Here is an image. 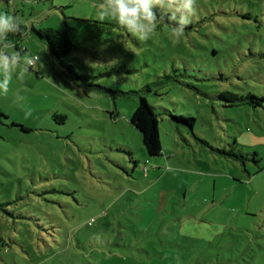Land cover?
<instances>
[{
    "label": "rangeland",
    "instance_id": "obj_1",
    "mask_svg": "<svg viewBox=\"0 0 264 264\" xmlns=\"http://www.w3.org/2000/svg\"><path fill=\"white\" fill-rule=\"evenodd\" d=\"M98 4L0 3L25 27L19 49L39 57L0 95V264H264V0H196L179 39L172 9H157L146 41L98 19ZM32 25L66 32L75 75ZM140 90L161 157L129 122ZM170 172L185 175L180 197ZM147 208L155 218L140 227Z\"/></svg>",
    "mask_w": 264,
    "mask_h": 264
},
{
    "label": "clouds",
    "instance_id": "obj_2",
    "mask_svg": "<svg viewBox=\"0 0 264 264\" xmlns=\"http://www.w3.org/2000/svg\"><path fill=\"white\" fill-rule=\"evenodd\" d=\"M157 9L161 12L172 9L167 15V26L179 39L192 23L197 4L196 0H99L97 16L100 20L113 19L129 33L138 34L140 40L146 41L162 21ZM21 23L20 17L0 11V95H8L14 75L23 80L39 60L23 50L8 52L14 47L8 39L9 34H24ZM15 100L20 103L23 97L17 95Z\"/></svg>",
    "mask_w": 264,
    "mask_h": 264
},
{
    "label": "trees",
    "instance_id": "obj_3",
    "mask_svg": "<svg viewBox=\"0 0 264 264\" xmlns=\"http://www.w3.org/2000/svg\"><path fill=\"white\" fill-rule=\"evenodd\" d=\"M9 1L11 0H0V3L6 6ZM21 28L24 32L23 35L10 33L8 37L9 41H11V43L13 44V48L15 51H20L19 43L22 41L23 36L26 35L25 27L21 25ZM29 31L30 32L28 34H30L35 41L44 44L48 48L50 56L62 68L63 71H65L66 73L69 72L74 74L76 70L74 66H72L71 64H66L64 62L66 56L71 52L73 48V44L68 38L66 32H61L52 28H36L33 25L30 27ZM33 57L37 56L34 55ZM144 90H140L141 92H134L137 96V106L132 112L129 122L140 133L142 145L147 157L157 158L162 156L158 119L153 108L149 105L143 93ZM221 97L231 105H238L246 99H253L259 102L261 101V99H257L255 96L249 95L247 97H239L228 92H223ZM0 116H2L1 113ZM57 117L58 116H53L54 119ZM171 117L173 121L183 123L184 125L190 127L192 130L194 121L193 118H185L182 116ZM226 153H228L226 155L236 160L243 159L241 161L243 165L245 161L248 160V158H243L241 154L233 153V151H228Z\"/></svg>",
    "mask_w": 264,
    "mask_h": 264
},
{
    "label": "crops",
    "instance_id": "obj_4",
    "mask_svg": "<svg viewBox=\"0 0 264 264\" xmlns=\"http://www.w3.org/2000/svg\"><path fill=\"white\" fill-rule=\"evenodd\" d=\"M9 49L14 50V48H9ZM30 73H31V71H30ZM157 167L158 166H155V169ZM184 178H185V175H183L182 173H178V172H170L167 174V176L165 178V182L170 184L171 186H173V188L176 192V195L178 197L181 196L182 191H183L182 186L186 182V180H184ZM169 197H170V195L167 193L163 195V198H165L166 201ZM163 200H162V202H163ZM155 215H156V211L153 210L152 208H147V209H144L141 212H139L138 217H139V221H140V227H147V225H149L152 222V220L155 218Z\"/></svg>",
    "mask_w": 264,
    "mask_h": 264
}]
</instances>
